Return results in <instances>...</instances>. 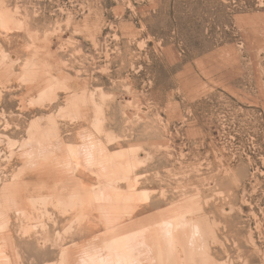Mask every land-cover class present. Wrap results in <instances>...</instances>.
Returning <instances> with one entry per match:
<instances>
[{
	"label": "rangeland",
	"instance_id": "obj_1",
	"mask_svg": "<svg viewBox=\"0 0 264 264\" xmlns=\"http://www.w3.org/2000/svg\"><path fill=\"white\" fill-rule=\"evenodd\" d=\"M91 262L264 264V0H0V264Z\"/></svg>",
	"mask_w": 264,
	"mask_h": 264
},
{
	"label": "bare ground",
	"instance_id": "obj_2",
	"mask_svg": "<svg viewBox=\"0 0 264 264\" xmlns=\"http://www.w3.org/2000/svg\"><path fill=\"white\" fill-rule=\"evenodd\" d=\"M104 255V254H103ZM105 256V255H104ZM85 257H87V256H85ZM93 257V256H92ZM96 257V256H95ZM94 257V258H95ZM99 257V256H98ZM105 257H107V256H105ZM102 258V257H101ZM97 259V258H96ZM108 259V258H107ZM90 260H91V258H90ZM106 260V258L104 259V261ZM92 261V260H91ZM84 263V262H83ZM91 264H92V262H91Z\"/></svg>",
	"mask_w": 264,
	"mask_h": 264
}]
</instances>
